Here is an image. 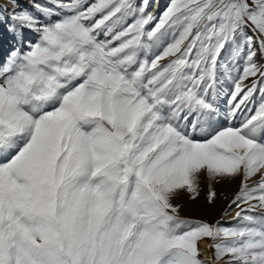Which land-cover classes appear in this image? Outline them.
Wrapping results in <instances>:
<instances>
[{
  "label": "snow or ice",
  "instance_id": "6c2138e0",
  "mask_svg": "<svg viewBox=\"0 0 264 264\" xmlns=\"http://www.w3.org/2000/svg\"><path fill=\"white\" fill-rule=\"evenodd\" d=\"M8 2L0 264H264V0Z\"/></svg>",
  "mask_w": 264,
  "mask_h": 264
},
{
  "label": "rangeland",
  "instance_id": "374dc122",
  "mask_svg": "<svg viewBox=\"0 0 264 264\" xmlns=\"http://www.w3.org/2000/svg\"><path fill=\"white\" fill-rule=\"evenodd\" d=\"M6 3H8V0H6ZM31 3L32 0H19V5L22 8H30ZM10 11H12V6L10 7ZM239 184V178L231 182H212L211 190L216 193V196L214 199V203L210 204L207 202L206 199L207 193L209 191V181L203 174H200L199 195L197 196V198L195 200L191 199V194L184 191L177 199L173 201V203L179 206L180 215L183 217H189L191 219H199L205 220L209 223H215L216 221L221 220V218L224 216L223 211L226 208L227 204L230 202V200L234 199L236 193L238 192ZM205 242L209 243L208 241ZM211 250L214 258V249H209L210 255ZM212 255L211 260L207 261L204 259L203 253L201 252V259L205 260L207 264H214Z\"/></svg>",
  "mask_w": 264,
  "mask_h": 264
},
{
  "label": "bare ground",
  "instance_id": "6f19581e",
  "mask_svg": "<svg viewBox=\"0 0 264 264\" xmlns=\"http://www.w3.org/2000/svg\"><path fill=\"white\" fill-rule=\"evenodd\" d=\"M238 188H239V186H238ZM207 245H208L207 242H202L200 244V249H201V252L203 253L204 259L207 260V261H210L211 260V255H210V251H209V248L207 247Z\"/></svg>",
  "mask_w": 264,
  "mask_h": 264
}]
</instances>
